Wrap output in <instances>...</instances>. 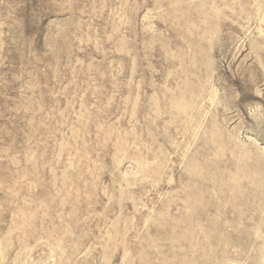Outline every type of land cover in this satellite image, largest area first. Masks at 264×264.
I'll return each instance as SVG.
<instances>
[{
    "label": "rangeland",
    "instance_id": "374dc122",
    "mask_svg": "<svg viewBox=\"0 0 264 264\" xmlns=\"http://www.w3.org/2000/svg\"><path fill=\"white\" fill-rule=\"evenodd\" d=\"M198 6L221 15L216 97L182 113L166 106L188 55L171 12ZM255 13L264 0H0V264H139L148 234L176 262L218 216L219 234L247 246L252 224L264 229V195L208 176L201 141L215 128L230 150L264 149ZM186 197L191 244L177 227Z\"/></svg>",
    "mask_w": 264,
    "mask_h": 264
},
{
    "label": "bare ground",
    "instance_id": "6f19581e",
    "mask_svg": "<svg viewBox=\"0 0 264 264\" xmlns=\"http://www.w3.org/2000/svg\"><path fill=\"white\" fill-rule=\"evenodd\" d=\"M184 11V8L175 7L171 12L173 16L180 15L178 32L185 41L188 55L185 61L182 56L178 59V74L181 76V83L178 89L175 88L176 92L167 94L166 106L177 108L182 113H189L194 105V97L203 96L209 107L214 105L216 90H213L212 85L209 83L214 71L209 56V48L210 42L217 31L221 15L215 9L203 10L199 6L196 7L194 13L188 14ZM253 20L256 25L258 39L264 43V15L255 13ZM192 29H195L196 32L191 33ZM257 43V41H251L250 45L255 49L256 46L260 45V42L258 45ZM257 52L255 50L256 58L258 57ZM258 64L263 71L264 67L260 58ZM239 83L244 87L247 85L243 80ZM207 135L209 136L202 139L201 146L210 157L208 176H241V182L235 184L238 193H245L246 187L251 185L256 189L255 194L262 198L264 195V149L252 145L250 147L236 146V148L230 150L228 148L230 137L229 140L226 138L225 141L222 139L217 140L216 137H219V134L215 131V128H210ZM226 150H229L233 155L231 157L233 168L225 167V164V169L220 167ZM183 206L185 216L177 223V227L186 236L187 243L191 244L194 238L192 235V222L188 216L190 205L187 197ZM161 224L160 221L155 223L157 228ZM219 225L218 216L198 233L201 236L198 244H196L198 253L190 256L184 253L176 262L172 253H160L157 244L148 234L143 241L145 251L139 264H155L156 261L157 264H240L246 259L249 251L253 252L247 257L251 261L249 264H264V229L259 224L255 225L253 223L249 230L247 229L248 231L245 232L244 239H248V245L245 247L241 239L231 238L230 233L219 234ZM175 238L176 236L173 239ZM248 246H250L249 249ZM151 254L155 256L154 259H151Z\"/></svg>",
    "mask_w": 264,
    "mask_h": 264
}]
</instances>
